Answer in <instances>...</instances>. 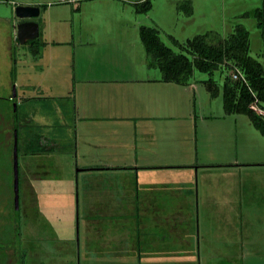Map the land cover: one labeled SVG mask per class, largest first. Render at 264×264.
Instances as JSON below:
<instances>
[{
    "label": "rangeland",
    "instance_id": "obj_1",
    "mask_svg": "<svg viewBox=\"0 0 264 264\" xmlns=\"http://www.w3.org/2000/svg\"><path fill=\"white\" fill-rule=\"evenodd\" d=\"M133 1L0 0V264H264V136L248 116L227 114L222 91L212 98L204 84L209 75L198 71L189 85H176L185 97L156 121L153 137L124 140L107 152L83 150L88 146L77 148L75 135L56 123L65 150L45 157L19 152L21 197L13 203L10 95L15 89L20 103L27 85L29 96L56 97L47 85L59 83L61 72L45 70L47 90L38 87L41 80L29 73L36 70L33 54L55 57L63 77L73 73L67 34L75 27H156L178 52L173 37L180 42L214 31L227 38L244 26L251 55L264 64V15L258 16L264 0H194L197 13L184 30L189 17L174 19L178 8L168 12L165 0H154L145 16L134 12ZM18 6L40 7L35 22L64 45L44 50L42 37L21 45ZM214 78L221 90L225 76ZM42 103L51 107L28 100L21 110Z\"/></svg>",
    "mask_w": 264,
    "mask_h": 264
},
{
    "label": "crops",
    "instance_id": "obj_2",
    "mask_svg": "<svg viewBox=\"0 0 264 264\" xmlns=\"http://www.w3.org/2000/svg\"><path fill=\"white\" fill-rule=\"evenodd\" d=\"M184 1L192 2L194 14L188 18L182 30L186 28V24H192L195 19L196 0H165L167 11L170 13L171 9L174 11ZM133 4L134 1L131 5L137 14ZM175 12L176 16L173 12L171 14L176 20L181 19L182 15L186 17L178 10ZM142 27L145 26L127 24L95 26L79 28L78 32L75 27L72 36L67 34L73 39L74 63L73 73L71 69L68 70L66 77H63L65 73L62 67H54L55 57L45 60L41 53L33 54L32 64H35L36 70L24 68H28L30 75L34 74L37 80H41L38 87L47 90L44 86L46 77L42 76L45 70V72L50 71L49 75L61 72L62 76L58 73L59 83L45 84L50 90L54 89L56 97H48L47 94L29 96L30 86L27 85H23L20 89L21 102H17L20 123L18 137L24 154L45 157L65 150L62 140L57 136L59 127L56 123H61V126L68 130L69 135L72 133L75 135L77 148L80 142L83 146H88L86 148L82 146L83 150L97 147L107 152L106 148L120 147L124 144V140L130 143L132 138L139 140L142 136L147 138L154 136L153 128L156 121L168 118L172 106H176L177 97H185L186 92L184 88L180 90L176 84L162 81L160 70L150 67L146 49L142 42L140 43L139 33ZM76 33H79L78 37ZM40 35L46 43L44 50L65 43L63 40L58 43L45 26L40 27ZM173 39L178 43H185L190 38L180 42L175 37ZM73 92L75 98L71 97ZM28 100L41 101L51 107L46 108L42 103L40 108L37 106L21 110L23 105H27ZM52 100L55 102L54 107L51 104ZM11 111L10 114L14 117V109L11 108ZM92 152L99 154L94 149ZM90 154L91 152L88 155ZM38 166L43 168L44 165ZM129 169L134 170L135 167L110 168L113 171ZM43 171H46L47 175L50 174L46 169ZM55 175L59 176V173ZM76 190L77 195L78 181Z\"/></svg>",
    "mask_w": 264,
    "mask_h": 264
},
{
    "label": "trees",
    "instance_id": "obj_3",
    "mask_svg": "<svg viewBox=\"0 0 264 264\" xmlns=\"http://www.w3.org/2000/svg\"><path fill=\"white\" fill-rule=\"evenodd\" d=\"M152 4L153 0H134L133 5L137 14H148ZM177 8L188 17L194 14L190 1L180 3ZM258 13L263 17V12ZM140 37L149 65L160 70L162 81L187 86L196 71L208 74L204 84L211 97L217 98L222 91L226 113L248 116L264 136V116L259 112H264V64L251 55L250 37L244 26H238L227 38L214 31L196 35L185 43L171 38L178 52L163 43L156 27H142ZM217 72L225 76L221 90L214 78Z\"/></svg>",
    "mask_w": 264,
    "mask_h": 264
},
{
    "label": "water",
    "instance_id": "obj_4",
    "mask_svg": "<svg viewBox=\"0 0 264 264\" xmlns=\"http://www.w3.org/2000/svg\"><path fill=\"white\" fill-rule=\"evenodd\" d=\"M40 15V7L18 6L16 8V16L23 21L17 27V40L21 45H25L27 42L34 41L40 37V26L37 22H35V19ZM17 140L18 135L16 133L14 145V190L16 195V204L19 202V156ZM78 209L79 207L77 208V211Z\"/></svg>",
    "mask_w": 264,
    "mask_h": 264
},
{
    "label": "flooded vegetation",
    "instance_id": "obj_5",
    "mask_svg": "<svg viewBox=\"0 0 264 264\" xmlns=\"http://www.w3.org/2000/svg\"><path fill=\"white\" fill-rule=\"evenodd\" d=\"M16 93H15V89H14V93L10 96L9 98V106L12 108V110L14 109V128L12 127L11 128V131H13L15 129V134L17 133V135L19 134V128H20V123H19V119H18V106H17V99H16ZM12 101H15V102H12ZM17 114V116H16ZM15 134H11L13 135V144H12V165H13V186H12V191H13V203L14 205H16V199H15V190H14V145H15ZM17 143H18V156H19V152L22 150V146L20 145V141H19V137H18V140H17ZM19 158V157H18ZM23 181V180H22ZM21 185H22V182H20V167H19V202H20V197H21ZM16 210V209H15ZM16 213V212H15ZM16 219L19 220V214L16 215V218H15V222L17 221ZM16 224L15 223V229H16ZM18 225V224H17ZM20 228H18L19 230ZM18 230H15V233H14V236L15 238L18 239V236L20 233H18Z\"/></svg>",
    "mask_w": 264,
    "mask_h": 264
},
{
    "label": "built area",
    "instance_id": "obj_6",
    "mask_svg": "<svg viewBox=\"0 0 264 264\" xmlns=\"http://www.w3.org/2000/svg\"><path fill=\"white\" fill-rule=\"evenodd\" d=\"M235 79H237V76H235ZM260 114H263L264 115V112L263 111H259Z\"/></svg>",
    "mask_w": 264,
    "mask_h": 264
}]
</instances>
